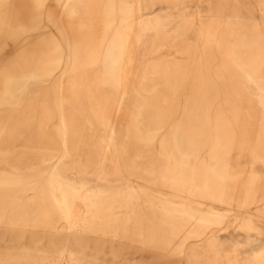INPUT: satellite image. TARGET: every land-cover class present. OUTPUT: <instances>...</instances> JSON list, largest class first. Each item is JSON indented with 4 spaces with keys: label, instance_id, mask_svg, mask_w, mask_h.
I'll use <instances>...</instances> for the list:
<instances>
[{
    "label": "rangeland",
    "instance_id": "obj_1",
    "mask_svg": "<svg viewBox=\"0 0 264 264\" xmlns=\"http://www.w3.org/2000/svg\"><path fill=\"white\" fill-rule=\"evenodd\" d=\"M64 1L0 0V176L34 197L0 178V264H264V0ZM131 160L155 166L135 191ZM192 180L220 218L171 189ZM136 191L155 226L176 207L178 237L108 211Z\"/></svg>",
    "mask_w": 264,
    "mask_h": 264
},
{
    "label": "bare ground",
    "instance_id": "obj_2",
    "mask_svg": "<svg viewBox=\"0 0 264 264\" xmlns=\"http://www.w3.org/2000/svg\"><path fill=\"white\" fill-rule=\"evenodd\" d=\"M73 2V0H65L63 2V9H62V12L64 13L66 8H68L69 4ZM109 26V24H107ZM64 28V27H63ZM122 44V43H121ZM67 45H70V41L69 39L67 38ZM107 45V44H106ZM108 46V45H107ZM90 48V47H89ZM92 49V48H91ZM70 51V54L67 56V63H66V68L69 67V64L72 63V61H74V54L72 53L71 49L69 50ZM43 56V55H42ZM117 56V55H116ZM44 58V57H43ZM106 59V58H105ZM41 60V59H40ZM47 61V60H46ZM95 61H96V58H95ZM115 61V60H114ZM42 63V62H41ZM119 64V63H118ZM41 65V64H40ZM103 65V64H102ZM114 66V65H113ZM117 66V65H116ZM105 67V66H104ZM109 67V65H108ZM32 68V67H31ZM115 68V67H114ZM112 68V69H114ZM107 69V68H106ZM110 69V68H109ZM111 69V70H112ZM33 69H30L28 70V73L29 71H31ZM67 70V69H66ZM66 70L63 71L66 72ZM110 70V71H111ZM105 71V70H104ZM116 71V70H115ZM119 72V71H118ZM17 73V72H16ZM24 73H27V71L25 72H21L18 74V76L20 77L21 75H23ZM116 73V72H115ZM108 74V73H107ZM110 75V74H109ZM118 76V75H117ZM56 77V76H55ZM116 77V76H115ZM27 78V77H26ZM63 78V77H62ZM118 78V77H117ZM121 78V77H120ZM113 79V78H111ZM123 79V78H121ZM21 80V79H20ZM115 80V79H114ZM109 81V80H108ZM113 82V81H112ZM118 82V81H117ZM120 82V81H119ZM102 83V82H101ZM106 83V82H105ZM111 83V82H109ZM226 83V82H225ZM142 110V109H141ZM61 115V114H60ZM59 115V116H60ZM144 116V115H143ZM62 118V117H61ZM59 120V119H58ZM62 127V126H61ZM173 130V129H172ZM156 131V130H155ZM151 133V132H150ZM153 134V133H152ZM61 139H62V148L63 150H65L67 146V142H68V127L66 125L65 122H63V130L61 132ZM147 139H148V136H147ZM61 141V140H60ZM68 150V149H67ZM129 174L128 176L126 177L128 179V183H127V187L131 190L134 189V191L136 190L133 185L131 184V180L132 179H143L144 182L148 183V182H151V180L149 179V175H151L154 171H155V166L151 165V166H146L145 168L142 167L143 171L146 173V176L145 177H140V176H137V173L138 171L136 172L137 168H136V165H135V162H133L132 160L130 161V163L126 166L125 168ZM83 171V170H82ZM50 173L53 174V173H57L55 171H53V169L50 170ZM58 174V173H57ZM1 175V174H0ZM61 176V175H59ZM53 177V176H52ZM62 177V176H61ZM0 178L2 179V185L3 184H6L7 186L11 187V190L14 191L15 193H28L26 196L27 198L31 197V198H34L33 197V193H29V191H32L30 188H26L25 185H23V183L17 185V186H13V184L11 183L10 179H11V176L9 175H3V176H0ZM160 178L161 180L163 179V174H162V171L160 172ZM130 180V181H129ZM40 182V181H39ZM127 182V181H126ZM42 183V182H40ZM52 183L54 185V187H59V188H62L64 189L65 191L62 193V196H61V200H60V206H61V212H66L67 210V203H68V198L66 196V192L69 191V190H72V189H75L74 187H72L71 183L70 182H67V181H63V182H57V181H54L52 180ZM82 183V182H81ZM76 184V183H75ZM141 184V183H140ZM251 184V182H250ZM249 184V186H250ZM84 185V184H83ZM44 186V185H43ZM34 187V186H33ZM45 187V186H44ZM49 187V186H48ZM3 187H0V192L2 191ZM47 190L44 188L42 190V194L43 195H47ZM52 196H53V193H50ZM144 194L140 195V193H138L136 191V202H137V205L135 207L134 203H132L134 205V207L132 209H129L127 208V205H129L130 203H123V194L122 193H116V196L118 197L119 196V199H117L116 196H108V198L110 199V201L108 202V211L112 214H116L118 215L119 217H122L125 222H128L130 221L131 219H134L135 222L138 224L137 225V228L139 227L140 229V234L142 235V232L144 230V228L146 226L149 227V231H150V236L152 238V240H156L158 236L166 239L168 238V236H171V237H178L180 235V232H181V226H182V223H175L173 222L171 219L174 218V216H176V213L178 212L176 207L173 205L172 207V210H162L160 211V214L159 216L161 217L160 218V227L159 226H155L153 224V217L151 215L155 214L156 211H153V213H149V212H146L145 210L142 209L141 205H139V203L141 204H145L147 203L152 209H154V202L152 199L150 198H146V197H141L143 196ZM2 196V195H1ZM80 197H82L81 194H79ZM187 197H192L194 198L195 200L197 201H200L202 203H205L207 205L210 206L211 209H209L210 211L209 212H206L205 215H201L200 217V220H203L205 221V223H211L213 220L217 219V218H220L222 215V212L220 209H216L214 208V204H209V203H206L202 200L205 199L204 198V194L202 193L201 196H198V195H187ZM143 199V200H142ZM19 200V198H18ZM46 200V199H45ZM250 200L249 198V192H247L245 198H244V201L242 203V209L245 210V205L246 203ZM0 202H3V198H0ZM104 202V201H103ZM177 201H175L176 203ZM31 203V202H30ZM72 211L74 212V215H76L78 213V208L76 207L75 205V200L72 201ZM98 203V202H97ZM117 203L118 204V207L117 209L114 207V204ZM5 204V203H4ZM48 204V203H47ZM125 205V206H124ZM92 206V205H91ZM50 207V206H49ZM180 208V207H179ZM47 209V208H46ZM94 214V213H93ZM154 216V215H153ZM47 217V216H46ZM49 218V217H48ZM45 219V218H44ZM122 220V219H121ZM183 220V219H182ZM92 222V221H91ZM167 222L168 223V228H166V232L164 231V226L167 224L165 223ZM202 226L203 225H199L198 224V227H195V229L193 231H195V233H193V231L191 233H193V237L196 238V237H199L201 235H203V230H202ZM252 231V230H251ZM167 240V239H166ZM214 241V240H213ZM169 245H173L178 251H183L185 249V244L184 243H175L174 241L172 240H169L168 241ZM233 243L235 244V246H238V241H233ZM248 245L250 248H252V245L250 243V241H247ZM11 246V245H10ZM240 248V246H238ZM185 251V250H184ZM73 264V263H72Z\"/></svg>",
    "mask_w": 264,
    "mask_h": 264
},
{
    "label": "crops",
    "instance_id": "obj_3",
    "mask_svg": "<svg viewBox=\"0 0 264 264\" xmlns=\"http://www.w3.org/2000/svg\"><path fill=\"white\" fill-rule=\"evenodd\" d=\"M161 167V171L163 174V181L168 178V169L166 166H160ZM145 168V167H144ZM197 184V182L195 180L189 181L188 185L186 186L187 188H181V189H175L174 187H171L172 190H175V192H177L180 195H198L201 196L202 192L200 191V189H196L195 185ZM200 187V185H199ZM204 194V193H203ZM220 203V202H219Z\"/></svg>",
    "mask_w": 264,
    "mask_h": 264
}]
</instances>
